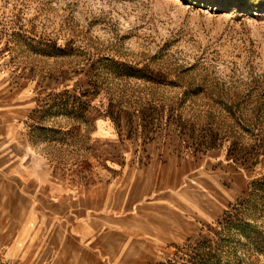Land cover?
<instances>
[{"label":"rangeland","instance_id":"1","mask_svg":"<svg viewBox=\"0 0 264 264\" xmlns=\"http://www.w3.org/2000/svg\"><path fill=\"white\" fill-rule=\"evenodd\" d=\"M3 78L36 100L24 164L56 193L150 168L190 216L158 264H264V0H0ZM29 210L0 264H76L75 242L43 260L53 221Z\"/></svg>","mask_w":264,"mask_h":264},{"label":"crops","instance_id":"2","mask_svg":"<svg viewBox=\"0 0 264 264\" xmlns=\"http://www.w3.org/2000/svg\"><path fill=\"white\" fill-rule=\"evenodd\" d=\"M15 85L14 80H0V160H7L9 164L0 182V229H8L3 234L16 240L22 226L17 211L21 207L29 210L30 203L37 222L53 221L42 251L54 242L56 244L52 255L44 256L45 261L55 255L62 256L74 242L77 244L76 255H79L76 264L80 261L81 264H158L170 258L172 252H165L163 245L180 240L178 230L180 226L188 225L190 217L188 209H181L179 197L176 202L173 199L167 203L163 202L161 194L155 199L152 195L164 191V185H153L155 174L150 168L132 172L129 165L117 172L104 168L95 187H83L80 199L71 197L68 200V195L59 189L56 193V188L45 182L42 167L35 164L31 168L24 164L27 152L23 146L29 142L36 100ZM94 139H98V144L93 147L103 143L98 134ZM109 143L104 145H111ZM96 156L99 158L100 155ZM29 179L33 184L28 187ZM13 187H17L24 198L9 216L5 211L12 209L10 194ZM41 194H44L43 198ZM55 228L60 230L59 240L54 237Z\"/></svg>","mask_w":264,"mask_h":264}]
</instances>
